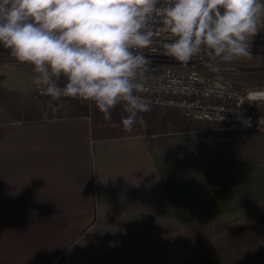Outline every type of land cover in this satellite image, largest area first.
Wrapping results in <instances>:
<instances>
[{
  "label": "crops",
  "instance_id": "1",
  "mask_svg": "<svg viewBox=\"0 0 264 264\" xmlns=\"http://www.w3.org/2000/svg\"><path fill=\"white\" fill-rule=\"evenodd\" d=\"M0 68V264H264V150L180 109L40 98Z\"/></svg>",
  "mask_w": 264,
  "mask_h": 264
},
{
  "label": "clouds",
  "instance_id": "2",
  "mask_svg": "<svg viewBox=\"0 0 264 264\" xmlns=\"http://www.w3.org/2000/svg\"><path fill=\"white\" fill-rule=\"evenodd\" d=\"M157 24L174 37L163 53L175 61L208 50L231 62L251 55L264 0H0V46L33 66L41 93L91 102L105 120L119 105L126 132L150 110L141 81L151 61L141 50L158 51ZM247 101L264 103V89L248 91Z\"/></svg>",
  "mask_w": 264,
  "mask_h": 264
},
{
  "label": "built area",
  "instance_id": "3",
  "mask_svg": "<svg viewBox=\"0 0 264 264\" xmlns=\"http://www.w3.org/2000/svg\"><path fill=\"white\" fill-rule=\"evenodd\" d=\"M157 28L159 31L153 37V47L158 51L141 50L151 61L141 81L146 89L141 95L149 102L150 110L154 106L180 109L192 119L206 121L222 129L264 128V113L255 114L247 110V105L254 103L247 101L248 92L234 88L202 68L213 56L210 51L202 50L187 64L175 61L163 53V43L174 37L163 31L162 24H157ZM249 40L250 50L255 45H264V28ZM35 93L40 98H51L42 94L36 85ZM60 100L84 101L67 97ZM247 120L251 121V126L245 124Z\"/></svg>",
  "mask_w": 264,
  "mask_h": 264
},
{
  "label": "rangeland",
  "instance_id": "4",
  "mask_svg": "<svg viewBox=\"0 0 264 264\" xmlns=\"http://www.w3.org/2000/svg\"><path fill=\"white\" fill-rule=\"evenodd\" d=\"M250 56L234 59L231 62H224L213 56L202 66L212 76L218 77L243 92L252 89H264V45H255L250 50ZM0 64H10L18 67H26L30 70L33 66L21 64L10 55V51L0 46ZM11 68L7 65H0V68ZM33 71V70H32ZM264 109V103L259 106L256 103L247 105L248 111ZM230 130V129H226ZM252 135L255 149L264 150V128L241 129Z\"/></svg>",
  "mask_w": 264,
  "mask_h": 264
},
{
  "label": "trees",
  "instance_id": "5",
  "mask_svg": "<svg viewBox=\"0 0 264 264\" xmlns=\"http://www.w3.org/2000/svg\"><path fill=\"white\" fill-rule=\"evenodd\" d=\"M249 112H252V113H255V114H260V113H264V109L260 108L258 110L249 111Z\"/></svg>",
  "mask_w": 264,
  "mask_h": 264
}]
</instances>
